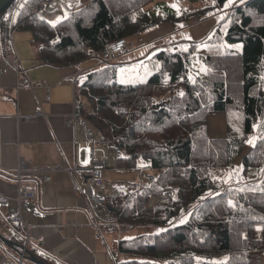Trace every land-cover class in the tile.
Masks as SVG:
<instances>
[{"label":"trees","instance_id":"16d2710c","mask_svg":"<svg viewBox=\"0 0 264 264\" xmlns=\"http://www.w3.org/2000/svg\"><path fill=\"white\" fill-rule=\"evenodd\" d=\"M155 1L14 0L0 14V37L31 31L38 59L70 65L164 22L177 28L193 16L203 18L229 0H189L179 15L150 13ZM62 5L68 14L49 21L44 9ZM223 43H241V51ZM177 44L151 57L159 67L145 82L119 83L108 64L79 85L85 99L80 112L124 152L115 166L135 169L146 159L156 175L154 182L126 181L138 195L106 205L129 228H163L120 239L117 250L127 258L116 264H251L264 255V232L257 234L264 228V0L235 5L204 38ZM196 60L206 66L204 77L191 76ZM215 110L226 113L225 137L208 136V112ZM250 136L254 142L241 161L247 178L228 184L233 160ZM169 185L176 189L169 201L147 206L149 194ZM6 238L19 252L22 242ZM28 254L36 255L29 246Z\"/></svg>","mask_w":264,"mask_h":264},{"label":"crops","instance_id":"0c3cea01","mask_svg":"<svg viewBox=\"0 0 264 264\" xmlns=\"http://www.w3.org/2000/svg\"><path fill=\"white\" fill-rule=\"evenodd\" d=\"M244 1L231 0L228 6L234 7ZM220 16V11L216 10L203 18L193 17L189 20L188 30L204 28L207 24L213 27ZM184 28L164 22L128 38L126 51L114 56L110 63L114 60L140 63L161 48L177 47L179 40H197L190 32V36L185 37ZM191 32L194 34L195 31ZM33 38L28 30L13 31L7 39L0 37V193L8 198L6 204L0 205V232L4 237H12L8 233L12 228L15 235L24 239L9 222L11 217L19 214L29 227V248L35 256H42L54 264H116L126 258L117 250L119 240L133 237V231L128 226L122 227L107 206L100 207L101 211L97 213L90 203L88 187L109 195L130 192L126 181L139 182L141 171L155 172L143 170L139 165L135 169L116 167L123 151L108 142H90L80 125L75 129L65 126L66 117L73 110H80L85 101L79 85L89 73L110 63L104 64L97 57L62 66L45 63L37 58ZM6 54L20 58L18 73L5 61ZM25 77L45 85L17 88V82ZM76 95L80 99L78 108L73 105ZM37 111L42 113L32 120L22 119V116L35 115ZM250 148H245L236 162L233 160V172ZM90 152L104 160L101 174L105 188L92 180ZM20 160L28 165L20 182L36 189L34 200L19 202L17 199L18 177L14 171ZM33 165L53 169L44 172L32 169ZM1 245L4 243L0 240V249H3Z\"/></svg>","mask_w":264,"mask_h":264},{"label":"built area","instance_id":"2783aa9c","mask_svg":"<svg viewBox=\"0 0 264 264\" xmlns=\"http://www.w3.org/2000/svg\"><path fill=\"white\" fill-rule=\"evenodd\" d=\"M128 45V41L126 38L116 39L106 45L105 51L101 54V60L103 62L110 61L115 55L124 52ZM19 60L20 58L17 55H8L5 56V61L9 64L12 71L15 73L19 72ZM44 83L39 81H32L29 78H22L17 82V88L21 87H37L43 86ZM73 105L74 108H78L80 106V99L76 95L73 98ZM42 112L37 111L35 115H24L22 119L25 121L32 120L35 116L40 115ZM20 116H18L19 118ZM76 125H80L83 128L85 138L92 143H100L106 144L108 142L106 136L85 116L83 115L80 110H73L65 119V126L71 129H75ZM88 158L90 161V169L93 174V182L101 188L106 187V183L103 180L101 169L104 167V160L99 159L95 156L93 152L88 154ZM28 168L27 162L24 160H20L17 164V167L14 171V174L18 177V182L16 183V194L18 201L24 200H34L37 195V191L33 187L23 186L20 182V177L23 171ZM32 169L39 170V171H47L52 170V167L42 166V165H33ZM141 179L140 183L144 182H154L156 181V175L152 173H146L145 171H141L140 174ZM49 178H46L48 180ZM245 180V175L243 173L242 166L236 168L235 173L231 179L233 184L242 183ZM225 189V187H223ZM88 197L90 203L94 210L99 213L100 207H104L107 203H112L115 197L121 198L123 201H126L131 195H138V190L125 192L121 191L118 192L116 195H109V194H102L98 191L93 190L91 187H88L87 190ZM175 193L174 186H166L160 193L157 194H149L146 201L147 206H153L156 203H165L169 201ZM8 202V198L0 193V205L6 204ZM11 225L16 227V229L22 233L24 239L22 242V246L20 247L19 252H14L3 248L0 249V264H28V246L30 243L29 240V227L23 221L21 216L14 215L9 219ZM122 227L127 226L126 224H120Z\"/></svg>","mask_w":264,"mask_h":264},{"label":"rangeland","instance_id":"374dc122","mask_svg":"<svg viewBox=\"0 0 264 264\" xmlns=\"http://www.w3.org/2000/svg\"><path fill=\"white\" fill-rule=\"evenodd\" d=\"M189 0H156L148 10L152 14H166V13H173L174 15H179L181 13V10L185 8ZM21 4V0H20ZM227 5V6H226ZM225 6H223L221 9L217 10L220 11L221 19L225 17V15L229 12V10L233 7H229V3L227 2ZM216 11V10H215ZM69 12V9H67L65 6H50L47 9H44V13L46 14V17L51 22H57L61 20L64 16H66ZM197 17V16H193ZM191 17V18H193ZM219 17V21L221 20ZM187 19L185 21H182L178 24L180 27L184 28L185 37H189V32L191 34V37L195 36V38L198 40L204 38L210 30L214 27H210V25H206L204 28L197 29L196 27L191 28V30L195 31L194 34L189 29V20ZM171 23V22H169ZM172 24V23H171ZM178 28V27H177ZM222 47H232L236 49L237 51H241L242 44L241 43H223L221 44ZM239 46V48H237ZM111 66H113L116 70L115 74V80L122 84H132V83H138V82H145L148 80V78L153 74L154 70L159 67V62L155 59H147V61L138 62V61H131L128 63V61H119L114 60L110 63ZM193 69L191 76L194 77V75L198 74L202 77L206 75L207 69L203 62L196 60L193 62ZM108 80H111L108 78ZM208 136L210 137H222L227 134L226 131V114L224 111L221 110H215L208 112ZM255 136H250L247 140L246 149L247 147L251 146L252 142H254ZM244 148V149H245ZM113 155L111 154V157ZM241 155L236 156L234 158V162L240 158ZM111 161V159H109ZM139 167L143 170H150L152 169L151 165L149 164L148 160L142 159L139 161ZM246 176V173H245ZM184 218V217H183ZM182 218V219H183ZM133 231L132 235H139L142 233H153L158 232L160 230H163L162 227L144 224V225H138L132 228H129ZM262 231L264 232V228H258L257 234L260 236L262 234ZM14 230L12 228H9L8 233L13 235L18 242H22V239L20 235H15L13 233ZM13 233V234H12ZM216 237L215 235V225L214 229L212 231V238L214 239ZM2 248L8 249L7 245H1ZM123 255V254H121ZM126 256V255H125ZM127 258V256H126ZM28 264H35L30 261H28ZM251 264H264V255L259 256L257 258H254L251 262Z\"/></svg>","mask_w":264,"mask_h":264},{"label":"water","instance_id":"95a60500","mask_svg":"<svg viewBox=\"0 0 264 264\" xmlns=\"http://www.w3.org/2000/svg\"><path fill=\"white\" fill-rule=\"evenodd\" d=\"M13 1L14 0H0V14L4 12L12 4ZM0 240L6 245L10 243V241L6 237H4L1 232H0ZM29 261L35 264H47L38 257L32 255L29 256Z\"/></svg>","mask_w":264,"mask_h":264},{"label":"snow or ice","instance_id":"6c2138e0","mask_svg":"<svg viewBox=\"0 0 264 264\" xmlns=\"http://www.w3.org/2000/svg\"><path fill=\"white\" fill-rule=\"evenodd\" d=\"M229 2H231V0H229ZM227 6V5H226ZM237 48H239V46H237Z\"/></svg>","mask_w":264,"mask_h":264}]
</instances>
